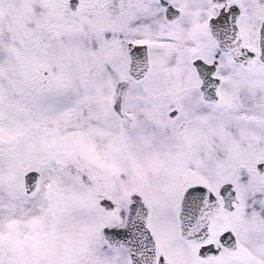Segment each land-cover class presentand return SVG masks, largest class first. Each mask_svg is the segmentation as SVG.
Instances as JSON below:
<instances>
[{"label": "snow or ice", "instance_id": "snow-or-ice-1", "mask_svg": "<svg viewBox=\"0 0 264 264\" xmlns=\"http://www.w3.org/2000/svg\"><path fill=\"white\" fill-rule=\"evenodd\" d=\"M0 264H264V0H0Z\"/></svg>", "mask_w": 264, "mask_h": 264}]
</instances>
